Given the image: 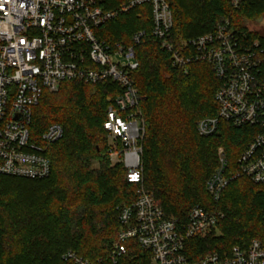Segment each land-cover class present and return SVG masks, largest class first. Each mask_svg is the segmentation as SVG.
I'll return each mask as SVG.
<instances>
[{
  "label": "trees",
  "instance_id": "16d2710c",
  "mask_svg": "<svg viewBox=\"0 0 264 264\" xmlns=\"http://www.w3.org/2000/svg\"><path fill=\"white\" fill-rule=\"evenodd\" d=\"M110 1L121 5L130 0ZM166 1L173 15L170 42L177 49L227 20L246 45L258 41L264 48V29L249 28V22L264 16V0H246L238 9L227 0ZM151 29L146 6L100 29V38L108 43L130 44L134 33L147 34L136 48L140 67L133 74L146 122L143 183H129L124 166L109 158L104 123L121 93L117 84L66 81L56 92L45 91L33 112L31 141L42 144V136L55 124L63 136L46 151L52 165L48 178L0 174V264H70L63 259L69 251L90 260L108 257L121 231L120 209L136 200L141 186L168 217L181 222L197 206L225 214L212 234L187 242L185 254L193 261L229 254L236 246L264 238V184L238 178L218 204L206 190L219 165V150L235 172L255 132L221 122L218 134L201 137L196 125L217 115L220 82L207 63L194 62L187 71L174 66L171 53L149 36ZM127 248L118 264H153L151 253L134 241Z\"/></svg>",
  "mask_w": 264,
  "mask_h": 264
},
{
  "label": "built area",
  "instance_id": "2783aa9c",
  "mask_svg": "<svg viewBox=\"0 0 264 264\" xmlns=\"http://www.w3.org/2000/svg\"><path fill=\"white\" fill-rule=\"evenodd\" d=\"M227 1L238 9L246 0ZM145 6L152 17L149 36L171 53L174 66L187 71L194 62L207 63L220 82L217 115L201 119L196 125L198 134H218L221 122L255 132L235 172L226 153L219 152V165L206 184L213 202L218 204L238 178L264 184V48L258 41L246 45L227 20L177 49L170 42L173 15L166 0H130L121 5L110 0H0L1 175L31 180L50 176L52 165L46 151L62 138L63 129L58 124L50 126L42 144L31 141L30 134L34 109L45 91L56 92L66 81L111 82L121 93L104 123L109 158L113 165L124 166L129 183H143L146 122L133 74L140 67L136 48L147 34L134 33L130 44L108 43L100 38V29ZM224 219L222 211L202 206L193 208L185 223L170 218L141 186L136 200L120 209L121 231L108 257L90 260L69 251L63 259L70 264H118L128 252L127 243L134 241L151 253L153 264H264V238L198 261L185 254L189 240L212 234Z\"/></svg>",
  "mask_w": 264,
  "mask_h": 264
},
{
  "label": "rangeland",
  "instance_id": "374dc122",
  "mask_svg": "<svg viewBox=\"0 0 264 264\" xmlns=\"http://www.w3.org/2000/svg\"><path fill=\"white\" fill-rule=\"evenodd\" d=\"M249 28L251 31H260V30L264 29V16L259 18V19L254 20L252 22H249ZM221 150H219V152ZM219 152H218V159H219ZM206 184H207V182H206Z\"/></svg>",
  "mask_w": 264,
  "mask_h": 264
},
{
  "label": "water",
  "instance_id": "95a60500",
  "mask_svg": "<svg viewBox=\"0 0 264 264\" xmlns=\"http://www.w3.org/2000/svg\"><path fill=\"white\" fill-rule=\"evenodd\" d=\"M110 101V100H109Z\"/></svg>",
  "mask_w": 264,
  "mask_h": 264
}]
</instances>
